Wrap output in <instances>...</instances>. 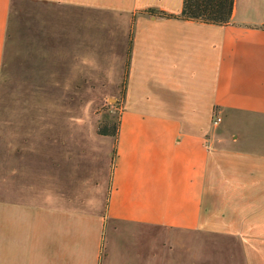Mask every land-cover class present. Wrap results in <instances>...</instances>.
<instances>
[{"label": "crops", "instance_id": "0c3cea01", "mask_svg": "<svg viewBox=\"0 0 264 264\" xmlns=\"http://www.w3.org/2000/svg\"><path fill=\"white\" fill-rule=\"evenodd\" d=\"M24 1L37 83L80 113L0 152V264H264V0L227 25L178 18L183 0H0V79Z\"/></svg>", "mask_w": 264, "mask_h": 264}, {"label": "rangeland", "instance_id": "374dc122", "mask_svg": "<svg viewBox=\"0 0 264 264\" xmlns=\"http://www.w3.org/2000/svg\"><path fill=\"white\" fill-rule=\"evenodd\" d=\"M9 34L0 79V152L17 131L59 130L68 124L64 123L68 111L69 115L80 113V108L74 106L79 100L76 91L44 88L43 84L37 83L43 75L50 77V74L42 65L43 60L38 63L30 51L25 1L11 10ZM3 79H6L5 83ZM90 92L83 91L84 104L97 95ZM122 101L121 95L110 100L101 96L100 103L93 109L97 129L99 126L112 128L117 123Z\"/></svg>", "mask_w": 264, "mask_h": 264}, {"label": "trees", "instance_id": "16d2710c", "mask_svg": "<svg viewBox=\"0 0 264 264\" xmlns=\"http://www.w3.org/2000/svg\"><path fill=\"white\" fill-rule=\"evenodd\" d=\"M234 0H183L182 11L178 18L187 21H196L204 24L227 25L231 20ZM149 14L159 17H168L164 13L149 10ZM125 77L121 86V97L124 96ZM119 122L112 127L99 126L98 134L101 136L116 137Z\"/></svg>", "mask_w": 264, "mask_h": 264}, {"label": "built area", "instance_id": "2783aa9c", "mask_svg": "<svg viewBox=\"0 0 264 264\" xmlns=\"http://www.w3.org/2000/svg\"><path fill=\"white\" fill-rule=\"evenodd\" d=\"M220 122V118L217 116V115H215L214 117H213V123L214 124H218Z\"/></svg>", "mask_w": 264, "mask_h": 264}]
</instances>
